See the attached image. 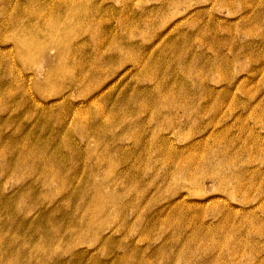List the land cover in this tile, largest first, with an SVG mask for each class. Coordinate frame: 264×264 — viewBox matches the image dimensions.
I'll return each mask as SVG.
<instances>
[{
    "label": "rangeland",
    "instance_id": "1",
    "mask_svg": "<svg viewBox=\"0 0 264 264\" xmlns=\"http://www.w3.org/2000/svg\"><path fill=\"white\" fill-rule=\"evenodd\" d=\"M0 264H264V0H0Z\"/></svg>",
    "mask_w": 264,
    "mask_h": 264
}]
</instances>
